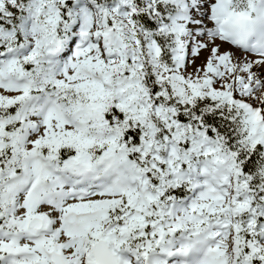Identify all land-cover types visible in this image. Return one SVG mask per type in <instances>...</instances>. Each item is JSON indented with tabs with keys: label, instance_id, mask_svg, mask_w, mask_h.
Returning a JSON list of instances; mask_svg holds the SVG:
<instances>
[{
	"label": "snow or ice",
	"instance_id": "1",
	"mask_svg": "<svg viewBox=\"0 0 264 264\" xmlns=\"http://www.w3.org/2000/svg\"><path fill=\"white\" fill-rule=\"evenodd\" d=\"M0 264H264V0H0Z\"/></svg>",
	"mask_w": 264,
	"mask_h": 264
}]
</instances>
